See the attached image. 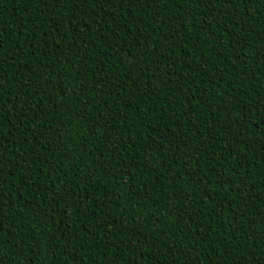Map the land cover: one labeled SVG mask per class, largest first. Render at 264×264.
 Segmentation results:
<instances>
[{"label":"trees","instance_id":"1","mask_svg":"<svg viewBox=\"0 0 264 264\" xmlns=\"http://www.w3.org/2000/svg\"><path fill=\"white\" fill-rule=\"evenodd\" d=\"M264 0H0V264H264Z\"/></svg>","mask_w":264,"mask_h":264},{"label":"snow or ice","instance_id":"2","mask_svg":"<svg viewBox=\"0 0 264 264\" xmlns=\"http://www.w3.org/2000/svg\"><path fill=\"white\" fill-rule=\"evenodd\" d=\"M261 123H264V119L261 120ZM4 231V226L2 223H0V233Z\"/></svg>","mask_w":264,"mask_h":264}]
</instances>
